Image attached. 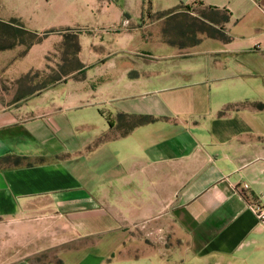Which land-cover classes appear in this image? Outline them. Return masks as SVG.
Wrapping results in <instances>:
<instances>
[{"label": "crops", "instance_id": "1", "mask_svg": "<svg viewBox=\"0 0 264 264\" xmlns=\"http://www.w3.org/2000/svg\"><path fill=\"white\" fill-rule=\"evenodd\" d=\"M140 3L45 89L33 48L0 52V160L26 159L0 170V264H264V0ZM181 6L227 14L231 41L167 44L143 9ZM119 115L157 122L123 136Z\"/></svg>", "mask_w": 264, "mask_h": 264}, {"label": "rangeland", "instance_id": "2", "mask_svg": "<svg viewBox=\"0 0 264 264\" xmlns=\"http://www.w3.org/2000/svg\"><path fill=\"white\" fill-rule=\"evenodd\" d=\"M138 5L142 7L140 0H44L42 4L37 5V12L34 16L25 20L18 17L11 18L21 20L27 29L39 35L50 31H57V33L50 35L42 43L33 46V49L30 48V50L32 49L31 56L26 61L43 64L45 69L41 72L27 75L24 79L26 84L29 85L30 89H40L39 87H43L44 85L48 87V84L51 85L54 80L60 77L61 81L67 78L68 72H71V69L76 67V65L71 64L72 54L68 56L70 59L68 62H63L66 57L64 54L65 50L62 49V43L65 42L64 35H71V37L75 34L82 35L80 39L81 46L84 48V58H89L90 48L97 42L96 38L93 40V36L89 35L92 33L91 29L99 30L105 24L116 22L120 11H133V9H135L134 11H139L140 6L137 7ZM143 11L148 13L151 9L147 7ZM175 15L178 18L172 24H183L186 22L185 16H188V23L191 25L193 32L191 31L188 35L181 37L175 32L174 25L165 24L163 25V31L166 30L168 38L173 42L190 44L195 39L205 37L199 32L202 21L192 18L191 15L200 18L215 17L217 21L223 22L225 13L214 14L200 7L191 9L179 7L176 9ZM147 17L149 20L159 21L156 15L153 18L150 15ZM66 29L72 30L71 32H65L67 31ZM26 42L29 43L30 40L27 38ZM3 44L1 43V45ZM25 50L26 47L22 46V51L17 52L19 55L17 58H22L30 51L24 55ZM63 71H66L67 74ZM1 238L3 239V237ZM2 245H4L3 241Z\"/></svg>", "mask_w": 264, "mask_h": 264}, {"label": "trees", "instance_id": "3", "mask_svg": "<svg viewBox=\"0 0 264 264\" xmlns=\"http://www.w3.org/2000/svg\"><path fill=\"white\" fill-rule=\"evenodd\" d=\"M184 7V6H181ZM187 9H191V7H185ZM175 11L176 10H170L166 11L163 13H157L155 14L158 16V20L166 19L167 18V25H174L175 32L177 35L184 37L191 32V25H189V17L185 16L186 22L183 24L181 23H176L172 24V22H175L178 17H175ZM210 12L214 14L221 13L220 11H215L213 9L210 10ZM150 15V13L148 12ZM151 16V15H150ZM215 16V15H214ZM153 18V16H151ZM229 22V16L227 14L224 15V20L223 22H219L216 20L215 17L211 18H202V23H201V29L199 32L204 35V38H210V39H215L222 41L224 43H228L231 41V38L228 36L225 30V25ZM222 24V25H221ZM223 26V27H219ZM67 31L65 32H71L72 29H66ZM193 32V31H192ZM57 33V31H50L46 32L43 35H39L38 33H35L33 31H30L29 29L26 28L24 23L19 20V19H11L9 21H4L0 19V52H5L9 50H13L19 46H24L26 47V50L24 52V55L30 50L35 45H38L42 43L45 39H47L50 35ZM166 30L163 31V37L164 40L167 44L174 46V47H180V48H185L188 46H195L198 45L201 42V39H195L192 41L190 44H178L176 42H173L170 40L167 36ZM80 36L79 34L73 35V39L71 35H64L65 42L62 43L63 47L62 49L65 50V59L63 62H68L70 59L68 58L69 55L72 54L73 58L71 60V64L76 65V67L72 69H78L79 71H82L84 66L80 63L79 61V54L81 52V45H80ZM30 40L29 43L26 42V39ZM1 43H4L1 45ZM63 68V67H62ZM65 69V68H63ZM65 74H67L66 71H63ZM83 73L81 72L79 75L76 76L77 80H81L83 78ZM61 77L54 80L52 83H56L57 81H60ZM39 90L45 89L46 85L43 87H39ZM258 109H264V106L259 104L256 105ZM225 112H222L221 114H224ZM119 127L121 129H125L123 132V136H126L129 134L133 129L137 127H142L148 124H153L156 123L157 120L148 117V116H127V115H119ZM124 127V128H123ZM101 141H103L101 139ZM26 159L20 158V157H15V156H8L5 158H2L0 160V170L3 168H10V167H19L24 164ZM30 165V164H28Z\"/></svg>", "mask_w": 264, "mask_h": 264}, {"label": "built area", "instance_id": "4", "mask_svg": "<svg viewBox=\"0 0 264 264\" xmlns=\"http://www.w3.org/2000/svg\"><path fill=\"white\" fill-rule=\"evenodd\" d=\"M253 209L257 213L260 221L264 224V209H262L261 207H257V206L253 207Z\"/></svg>", "mask_w": 264, "mask_h": 264}]
</instances>
